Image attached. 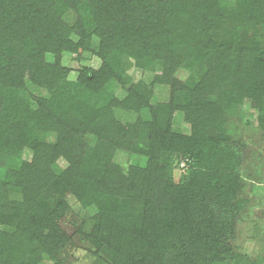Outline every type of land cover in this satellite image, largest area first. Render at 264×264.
Returning a JSON list of instances; mask_svg holds the SVG:
<instances>
[{
	"label": "trees",
	"instance_id": "16d2710c",
	"mask_svg": "<svg viewBox=\"0 0 264 264\" xmlns=\"http://www.w3.org/2000/svg\"><path fill=\"white\" fill-rule=\"evenodd\" d=\"M130 1L133 3L126 15L128 20L124 24L112 25L111 19H106L109 29L105 30V23L100 26L90 25L92 18L86 12L87 8L98 10L94 3L99 5V0H0V131L3 124L7 127L10 123L8 129L4 130L5 134L4 131L0 132V141L4 140L3 136L11 134L12 130L14 132L15 121L21 123L19 125L27 122L37 129L36 136L24 142L34 150L32 163L19 164L4 173L11 179L12 186L20 188L23 200L17 203L18 208L8 221L13 222V215H17L18 209H25L26 218L32 216L29 224L34 233H40L51 242L52 236L57 234V227L52 221H47V213L37 209L39 212L29 215L38 195L33 192L41 189L34 186L33 176L36 173L39 178L54 177V173L47 176L46 170L61 155L70 163L73 176L82 177L79 169L84 153L79 157V165H76L71 151L61 141V137L64 139L66 134H76L75 127L68 122L63 127L60 116L56 114L59 108L53 107L62 101L64 85L67 83V70L60 65L59 54L64 48L76 51L78 46L91 50L89 40L95 34L99 38L95 52L101 59L100 67L83 72L79 79L89 87L97 81L106 87L105 90H98L108 99V107L104 108L106 113L112 112L113 107L135 109L148 104L134 85L128 89V97L122 101L116 99L107 88V84L112 81L122 85L126 82L120 71V61L124 55L133 57L135 66L144 68L147 63L146 51L151 49L153 60L161 65L159 68L167 66L168 79L161 82L170 84L169 99L154 106L149 105L150 124L154 128L151 148L156 155L151 156L158 158L164 154L170 157L175 155V166L166 164L164 168L158 169L159 174L173 170L174 167L180 169L178 164L184 163L188 171L184 173L182 181L175 184V197L170 199L173 200L170 201V208L160 213L155 206L163 198L155 194L158 189H155L152 179L139 176L140 169L132 167L128 176L116 177L112 166L102 167L101 164L98 179L93 180L92 188L84 187L77 194L83 205L98 206L93 231L104 232L109 240L107 242L113 248L110 250L125 253L120 255L122 264H201L202 260L209 264L220 259L221 254H225L226 258L235 257L232 250V212L242 208V200L237 198L236 192L239 178L232 173L239 160L231 148L232 142L224 126L223 110L228 107L231 112L234 106L240 105L245 95L256 96L260 84L258 80L264 70V49L257 43L254 59L250 60L251 57L244 53L246 49L243 47L230 48L222 46L223 43L217 44L218 62L212 74L194 86L192 92L198 94L197 98L189 96L183 99L177 95L174 81L169 78L172 65L169 67L168 64L172 63L179 45L178 40L170 45L167 43L170 31L162 27L165 24L163 14L170 13L172 9H191L195 13V21L198 19L195 22L198 26L194 28L198 31L196 39L206 48L210 41V17L221 15L228 0ZM237 1L241 6L247 5L242 7L248 21L253 23L254 20L258 24L264 11V0ZM105 3H110V0H105ZM105 8L108 9L106 5ZM70 12L75 13L72 23L61 19L62 15ZM110 17L113 14L106 18ZM88 23L93 27H88ZM72 30L83 33V42L79 44L72 40ZM46 52L56 55L54 63L45 58ZM230 74L239 78V85L233 84L238 93L232 95V90H225L215 100L207 99L206 93L226 82ZM26 86L36 90L44 88L49 96L46 99L40 92L38 96L32 95ZM175 111L180 112L188 122L189 134L178 136L172 131L171 119ZM259 127L264 132V109L259 116ZM46 131L51 132L48 141L38 137ZM0 146L4 147L5 154H13L9 142ZM93 155L86 157L90 159ZM161 190L158 193H162ZM0 195V210L8 209L4 207L7 194ZM119 198L139 209L134 219L122 209ZM109 199H112L114 208L108 203ZM19 227L15 225L13 233L0 231V264H35L32 256L35 257L36 250H30L32 253L28 257L25 249L13 239ZM200 246H204L203 252L199 251ZM147 249H156L157 257Z\"/></svg>",
	"mask_w": 264,
	"mask_h": 264
},
{
	"label": "rangeland",
	"instance_id": "374dc122",
	"mask_svg": "<svg viewBox=\"0 0 264 264\" xmlns=\"http://www.w3.org/2000/svg\"><path fill=\"white\" fill-rule=\"evenodd\" d=\"M104 1L99 0V5L94 3L95 8L98 9L96 11H93L94 8H87V16L93 19L90 25L100 26L106 19H111L112 25L124 24L128 20L126 15L132 1L110 0V3L103 4ZM105 5L112 12L106 9ZM242 6L237 0H228L221 15L210 17L208 23L210 41L206 48H203L200 40L196 39L198 31L194 28L198 26L195 25L198 19L195 21V13L191 9L184 7L181 11L178 8L170 10V13H162L165 21L162 27L170 31L167 43L170 45L178 40L176 55L168 66L172 65L169 78L174 81L179 97L197 98L198 94L192 92L194 86L201 83L204 78H208L218 62L217 44L223 43L222 46H231L230 48L243 47L246 49L244 53L251 57L250 60L254 59V48L257 43H260L261 49H264V11L258 24L254 20L251 23ZM110 14H113V17L106 18ZM61 19L72 23L75 13L64 14ZM90 25L88 23L87 26L92 28L93 26ZM106 29L109 28L105 23ZM70 37L75 43L83 42V33L80 30H72ZM89 42L91 50L78 46L76 51L64 48L59 54V63L67 70L65 78L67 83L64 85L62 101L52 106L54 109L59 108L56 114L60 116L63 127L66 122L75 127L77 133L66 134L64 139L61 137V141L64 143L63 146L71 151L72 160L76 165H79V157L84 153L79 169L82 177L73 176L70 163L61 155L46 170L47 176L54 173V177L39 178L36 173L33 176L35 185H32L41 189L33 192L38 195L34 199V207H31L29 215L39 212L38 210L47 213L49 216L47 221H52L57 227V234L52 236V242L31 230L33 227L29 222L32 216L26 218L25 209H18L17 215H13V222H9V217L18 208L17 203L23 200L20 188L12 186L11 179L4 173L19 164L32 163L34 150L24 142L28 138H34L37 129L27 122L19 125L21 123L15 121L14 132L12 130L11 134L3 136L4 140L0 141L2 146L9 142L13 150L11 155L9 152L5 154L4 147L0 148V193L7 194L4 207L8 208L0 210L2 218L0 231L13 233L15 225H20L13 239L20 243L21 248L28 253V257L32 253L30 250H36L35 257L32 254L35 264H122L120 255L125 253L120 250L117 252L110 250L113 248L107 242L109 240L104 236V232L93 231L97 221L95 215L98 214V206L93 204L85 206L77 198V194L84 187L92 188L93 180L98 179L101 164L102 167L112 166L116 171V177L128 176L132 167L140 169L139 176L152 179L155 189H158L155 190V194L163 198V201L156 199L158 202L155 209L160 213L170 208V201H173L170 199L175 197V184L181 182L184 173L188 171V166L184 163V165L178 164L180 169L174 167L173 170L159 174L158 169L164 168L166 164L175 166L176 160H173L175 155L170 157L164 154L155 158L156 155L151 148L154 128L150 124L149 105L154 106L169 99L170 84L161 82L168 79V71L165 68L167 66L162 65L163 69L159 68L161 65L153 60L154 53L151 49L146 51L147 63L144 68L135 66V59L124 55L120 61V71L126 82L122 85L112 81L107 84V88L116 99L122 101L128 97V89L134 85L138 87L148 104L135 109L113 107L112 112L106 113L104 108L108 107V99L98 91L105 90L106 87L99 84L102 83L99 81H95L96 83L89 87L79 79L80 74L90 69L96 70L101 64V59L95 52L99 38L94 34ZM45 58L54 63L56 55L46 52ZM247 60L250 61L248 57ZM238 80L236 75L230 74L226 82L211 88V91L206 93V98L215 100L217 95H223L225 90H232V95H236L238 90L236 92L233 84L236 83L238 86ZM258 81L260 84L256 89L258 92L255 97L245 95L240 105L234 106L231 112L228 111V107L223 110L224 126L232 142L231 148L239 160L232 175L239 178L236 192L237 198L242 200V208L232 212L234 213L232 250L236 256L226 258L225 254H221L220 259L217 258L209 264H264V132L259 127V116L264 109V70ZM26 87L32 95L38 96L40 92L46 99L49 96L44 88L36 90ZM20 119L22 118L17 120ZM9 125L10 123L7 127ZM3 126L1 131L7 128L5 124ZM25 126H28L27 129ZM171 129L178 136L189 134V124L180 112H174ZM50 134L51 132L48 131L44 134L41 132L38 137L48 141L47 139L51 138L48 137ZM91 155L93 157L90 159L86 157ZM160 189L162 193H158ZM118 201L122 202V204L119 202L120 206L133 219L134 215L140 212L136 205L126 204L125 199L119 198ZM109 202L114 208L115 206L111 204L112 199H109ZM124 204L126 205L122 206ZM200 250L203 252L204 246H200ZM147 251L157 257L156 249H147ZM206 262L202 260L201 264Z\"/></svg>",
	"mask_w": 264,
	"mask_h": 264
}]
</instances>
